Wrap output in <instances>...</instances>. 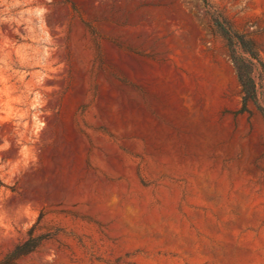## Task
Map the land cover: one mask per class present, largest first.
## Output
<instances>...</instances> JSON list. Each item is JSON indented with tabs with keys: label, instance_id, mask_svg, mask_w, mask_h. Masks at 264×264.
I'll return each mask as SVG.
<instances>
[{
	"label": "rangeland",
	"instance_id": "rangeland-1",
	"mask_svg": "<svg viewBox=\"0 0 264 264\" xmlns=\"http://www.w3.org/2000/svg\"><path fill=\"white\" fill-rule=\"evenodd\" d=\"M264 60V0H0V257L264 264V120L212 17Z\"/></svg>",
	"mask_w": 264,
	"mask_h": 264
},
{
	"label": "trees",
	"instance_id": "trees-1",
	"mask_svg": "<svg viewBox=\"0 0 264 264\" xmlns=\"http://www.w3.org/2000/svg\"><path fill=\"white\" fill-rule=\"evenodd\" d=\"M211 19L214 29L226 43L240 86L241 107L238 112L246 111L247 104L252 102L264 120V60L260 56L257 44L247 34L234 29L227 19L221 16ZM35 229L36 225H32L26 237L0 257V264H14L19 258L33 252L48 238V234H35Z\"/></svg>",
	"mask_w": 264,
	"mask_h": 264
}]
</instances>
